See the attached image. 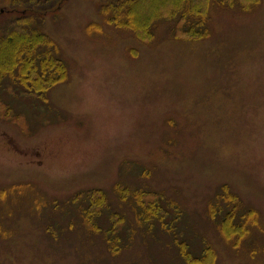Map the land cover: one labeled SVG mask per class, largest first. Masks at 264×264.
<instances>
[{"label":"rangeland","instance_id":"obj_1","mask_svg":"<svg viewBox=\"0 0 264 264\" xmlns=\"http://www.w3.org/2000/svg\"><path fill=\"white\" fill-rule=\"evenodd\" d=\"M98 2L42 6L61 82L2 79L0 264H199L184 255L209 247L201 264H264V0L210 1L203 36L161 18L146 42ZM142 199L168 213L144 221ZM228 211L251 229L227 233Z\"/></svg>","mask_w":264,"mask_h":264},{"label":"trees","instance_id":"obj_2","mask_svg":"<svg viewBox=\"0 0 264 264\" xmlns=\"http://www.w3.org/2000/svg\"><path fill=\"white\" fill-rule=\"evenodd\" d=\"M63 0H11L10 3L15 8L23 10L13 11L0 17V95L5 89L6 79L12 80L18 89V85L26 91L45 93L48 89L63 79L66 63L61 56L57 55L55 44H51L52 37L45 31L47 24L46 11L42 6L49 7L53 2L55 5ZM97 2V0H95ZM96 12L109 26L126 28L133 33L139 41H149L152 31L155 29V21L164 18L172 23L175 37H194L206 34L203 28L204 20L209 17V5L212 0H98ZM216 1V0H214ZM220 4L238 5L245 7L252 5L254 0H217ZM145 7V9H144ZM1 13V11H0ZM99 22V21H98ZM95 23V22H93ZM100 23L94 24L99 25ZM154 25V26H153ZM52 45V46H50ZM10 81V82H12ZM15 82H18L15 83ZM7 85V86H8ZM6 88V87H5ZM0 96V102H3ZM6 106H11L7 104ZM142 202L144 203L143 199ZM92 203V202H91ZM145 204V203H144ZM164 204V203H163ZM95 205V204H92ZM91 204L87 208V214L91 213L94 219L99 209L94 210ZM142 208V218L147 221L152 214L160 219L163 211L168 210L164 206L145 204ZM98 206V205H97ZM153 206L151 209H149ZM156 207V208H155ZM91 211V212H90ZM149 213V214H148ZM85 216V222L91 217ZM99 215V214H98ZM97 215V216H98ZM237 212L228 211L224 224L228 217L231 223H227L229 231L233 233L236 228L242 226L241 219L249 223L251 229L252 220H248L246 214L237 216ZM168 218L173 224L172 218ZM166 219L160 220L161 222ZM223 233V221L221 222ZM254 226V224H253ZM234 227V228H233ZM168 228V227H167ZM170 229V228H169ZM237 230V229H236ZM112 231V229H111ZM234 246H237L233 242ZM211 247L205 248L202 255L186 254V259L199 264L206 263V259L211 255ZM213 251V249H212Z\"/></svg>","mask_w":264,"mask_h":264}]
</instances>
